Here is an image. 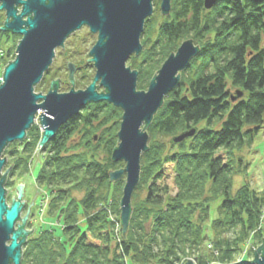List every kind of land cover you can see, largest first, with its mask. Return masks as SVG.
I'll return each instance as SVG.
<instances>
[{
    "label": "trees",
    "instance_id": "trees-1",
    "mask_svg": "<svg viewBox=\"0 0 264 264\" xmlns=\"http://www.w3.org/2000/svg\"><path fill=\"white\" fill-rule=\"evenodd\" d=\"M203 2L172 0L173 13L163 22L155 21L156 14L147 19L142 53L130 59L139 73L138 90H143L181 41L192 39L201 48L191 61L200 66L166 97L148 129L149 149L141 157L126 234L119 218L124 181L110 179L122 168L112 161L118 128L106 125L121 110L92 103L39 149L37 182L49 197L47 216L62 226L59 234L47 226L31 235L21 264H180L195 252L199 264H210L213 257L201 252L207 242L219 252L217 264L236 263L241 245L260 227L264 193L249 185L234 192L233 178L242 171L224 156L251 146L264 127V3L220 0L208 11ZM6 34L0 30V50ZM12 52L8 48L0 57V76L14 59H7ZM237 91L243 97L234 102ZM202 123L205 128L191 140L179 145L163 141ZM102 125L105 129L95 136ZM81 126L82 139L70 144ZM41 139L34 125L24 142L5 148L2 157L14 159L11 176L31 172ZM102 150L105 160L99 159ZM168 168L173 185L166 181ZM76 193L83 194L80 200ZM109 201L114 221L106 210ZM256 233L259 240L261 231Z\"/></svg>",
    "mask_w": 264,
    "mask_h": 264
},
{
    "label": "water",
    "instance_id": "water-1",
    "mask_svg": "<svg viewBox=\"0 0 264 264\" xmlns=\"http://www.w3.org/2000/svg\"><path fill=\"white\" fill-rule=\"evenodd\" d=\"M220 0H204L206 10H211ZM256 4L264 0H252ZM154 0H0V11L6 21L0 28L21 37L16 58L10 62L0 79V264H21L22 246L32 231H27L30 208L22 219L25 207V184L16 189L18 198L7 204L5 189V148L15 142H24L27 132L35 125L41 111L42 139L39 149L53 140L58 130L78 116L88 104L108 103L123 112L118 146L112 153L113 162H123L125 168L110 174L111 182L125 175L126 181L120 201L121 227L126 234L132 215V196L140 181L141 156L148 151L147 128L163 107L164 100L180 83V74L200 53L192 41L183 42L177 53L172 54L153 79L147 92L137 91L138 72L126 67L132 56L142 53L141 35L147 19L154 12ZM21 7V10L18 8ZM161 12L169 15L171 0H161ZM87 27L97 35L96 43L85 62L92 61L96 70L92 83L75 91L73 73L76 65L67 62L69 93H58L60 80L52 81L47 95L35 94L55 58V51L63 48L73 33ZM97 83L104 88L97 92ZM243 97L241 91L232 101ZM41 102V103H39ZM39 103V104H38ZM142 126H145L142 130ZM185 132L173 139L180 144L196 134ZM97 137H95V141ZM13 166V165H12ZM11 166V167H12ZM21 222V224H20ZM18 223V225H17ZM17 228V229H16ZM261 247L254 253L251 264H264ZM260 256V257H259ZM185 264H193L187 261Z\"/></svg>",
    "mask_w": 264,
    "mask_h": 264
},
{
    "label": "rangeland",
    "instance_id": "rangeland-1",
    "mask_svg": "<svg viewBox=\"0 0 264 264\" xmlns=\"http://www.w3.org/2000/svg\"><path fill=\"white\" fill-rule=\"evenodd\" d=\"M156 1L159 2L158 5L156 4ZM171 4H172V0H171ZM153 7H154L153 15L156 14L155 15V17H156L155 21L157 23L163 22V20H165L167 17H169L173 13L172 11H170L169 15H165L161 12V9H160L161 8V0H154ZM171 9H172V6H171ZM19 10H21V8H19ZM211 10H208V11H211ZM3 13L4 12L0 11V14L3 15ZM5 33H7V32H5ZM12 35L13 34H11L9 32H8V34H6V36L3 38V41H2V47H1L2 49L0 50V57H1L2 55L4 56V53H5V51L8 50V48L12 49V51H13L12 53H14V54L7 57V59H9V60L16 58V49H17V46H18L19 41H20V37H13ZM15 36H17V35H15ZM96 39H97V35L91 34L87 27H82L80 30L76 31L70 37H68L65 41L64 47L56 49L55 58L52 62L50 69L47 71V73H49V74H48L47 78L45 79L44 77H46L45 75L47 74V73H45L41 83L35 87V89H34L35 94L47 95L49 90H50L52 81H57L58 79L60 80L59 87L57 89L58 93H61V94L69 93L71 90V84L69 83L70 82L69 79H67L69 77V74H70L69 69L67 67V62L77 66L74 73H73V79L75 82L74 90L75 91L85 90V85L88 83H92V81L95 77V73H96V70L93 66L92 61L85 62V60H87V59H92L90 56H88V54L90 53V50L95 45ZM186 41H192L194 43V41L192 39H185V40L181 41L178 44L179 46H177L174 51L172 50V52L169 54V57L172 54L175 55L177 53L179 47L183 44V42H186ZM263 44H264V38H263ZM194 45H195V43H194ZM195 46L200 47L199 45H195ZM197 57H195V58H197ZM14 59L12 61H14ZM130 59L126 62V67L130 68L132 71L138 72V70L133 69V67L130 65ZM166 60L161 63L160 68L154 73L153 77L151 78V80L148 84V87L144 88L143 90H138V87H137L138 92H147L149 90V86H150L151 82L157 76L159 70L161 69L163 64L166 62ZM199 66H200V61L196 62L194 65L190 63V65L187 68L188 71H186L187 70L186 69L185 70L186 72L183 71L180 74V82L182 79L187 80L188 77H190L192 75V73L194 72V70L197 69V67H199ZM82 77L84 78L83 80L81 79ZM138 77H139V73H138ZM0 79H2V76H0ZM138 80L139 79H137V85H138ZM97 86H98L97 92L101 93L104 90V88H102L99 85V83H97ZM234 92H235V90H232V93H234ZM164 102H165V100H164ZM39 103H41V102H39ZM87 106L85 108H87ZM84 109L81 110V113L83 115H85ZM42 113H43V111L42 112L40 111L37 114L36 120H35V126L38 127L41 134H42V131H41V124H40V115ZM122 116H123L122 111L119 114H117V113L112 114L109 117L110 118L109 122L106 124L108 128H111L113 126L117 127L118 128L117 134L120 130ZM100 123H101V121H100ZM93 125L98 126L99 122L93 123ZM100 127H101L100 130L95 132V134H96L95 136L99 137L101 135V131L103 129H105V128H103L104 127L103 125ZM144 127L145 126H142V130L144 129ZM82 128L83 127L81 126L79 131L76 132V134L72 137L70 144L75 145V144H77L78 141H80L82 139V137L84 135V132H82ZM202 128H205V124H203V123L196 125L195 127L191 126L190 129H187L185 131H181L175 135L168 136V137H166V139H163V141H165L168 144L171 142L173 143V139L175 137H177V136H179L185 132L191 131L193 129H195L197 131L195 134V136H196L198 131ZM215 128H218V127H215ZM148 129L149 128H147L146 132L149 136ZM194 137L189 138L188 140H191ZM188 140H186V141H188ZM118 141L119 140L117 137V144L115 145V147L118 146V143H119ZM97 142H98V138L96 141L94 138L93 143H97ZM149 143H150V137H149L148 144H147L148 149H149ZM175 145H179V144H175ZM115 147L113 148V151H114ZM232 154H233L232 157H229V156H224V157H226L227 161H230V160L233 161V166H234L235 170H241L242 171L241 174H239L233 178V181H234L233 191L236 192L242 186L249 185L253 190H255L259 193L260 192L264 193V127L261 130V132L255 137L254 142L251 146H244L242 149H235V150H233ZM106 157H107L106 153L102 150V152L99 153V159L105 160ZM2 158L6 159V161L8 163L2 171V175H4L6 173V171L10 169L8 171L7 179H6V182L4 185L6 191H9L7 194L8 205L12 204L13 197H15V199L18 198V192H17L16 188L21 183L25 184L24 195H26L22 199L23 203L25 201V207L21 213L22 219H24L27 216L29 207L33 204V206L30 208L29 219H28V223L26 226V230L29 232L33 230L31 235H34V233L39 228L51 226L55 230H57L56 233L59 234V232L61 231L62 225H61V223H59L56 220L50 221L51 219H49V217L47 216L46 212H47L49 197L47 196L45 189L37 182V177H38V173H39V169H40V165H41L40 164V157H39V147H38V153H36V155L33 157V161L30 165L31 172L26 173V174L22 173V176L17 174V173H15L11 176V173L14 170V159L11 158L10 155H9V157H2ZM237 161H241V164L240 165L236 164ZM121 163H122L121 169H124L125 164L123 162H121ZM166 173H167V177H168L166 179V181L168 183H170V185H173L172 182H173L174 174L172 173L171 168H168ZM121 180L124 181L123 185L125 186L126 176L124 175L121 178ZM111 183H115V182H111ZM82 195H83L82 193H80V194L76 193L74 195V197L76 199L80 200L82 198ZM142 195L144 196L145 194L142 192ZM122 196H123V193H122ZM112 201H109L108 206H106V210H108L111 220L114 221L113 220L114 217H112V215L110 214V211H111L110 206L112 205ZM215 206H217V205L216 204L213 205L212 216H211L214 218L217 217V212L214 209ZM120 214H121V210H120ZM120 216H119V218H120ZM20 224H21V222H20ZM129 224H130V222H129ZM117 225L118 224H116V227H117ZM120 225H121V219H120ZM128 228H129V226H128ZM263 228H264V209H263V213H262V217H261L260 227L258 228V230L262 231ZM256 232H253L249 236V238L241 245V247L239 249L240 252H239V254H237L238 257L236 258L235 264H251L249 261L254 260L255 250L257 248H259L261 245V239L258 240L256 238V236H257ZM30 236L26 238V243H27L28 239L30 238ZM25 246L24 245L22 246V251H24L23 247H25ZM201 252L203 253L202 255L204 258L205 257L206 258L213 257V259H214L213 261H215V262L210 263V264H217V259L219 258V252L215 250V248L213 247V245L210 242H207L204 244ZM197 254H198V252H195L194 255H190L189 257L185 258V260L180 262V264H185L187 261H192L193 264H199V257H197Z\"/></svg>",
    "mask_w": 264,
    "mask_h": 264
},
{
    "label": "flooded vegetation",
    "instance_id": "flooded-vegetation-1",
    "mask_svg": "<svg viewBox=\"0 0 264 264\" xmlns=\"http://www.w3.org/2000/svg\"><path fill=\"white\" fill-rule=\"evenodd\" d=\"M19 8H21V7H19ZM19 8H18V10H19ZM0 18H1V20H2V26L4 25V23H5V21H6V14H5V12L3 13V15L2 14H0ZM2 26H0V28L2 27ZM8 33V32H7ZM18 37H20V36H18ZM20 40H21V37H20ZM261 245H260V247L261 248H263L262 249V253L264 252V228L262 229V231H261Z\"/></svg>",
    "mask_w": 264,
    "mask_h": 264
},
{
    "label": "bare ground",
    "instance_id": "bare-ground-1",
    "mask_svg": "<svg viewBox=\"0 0 264 264\" xmlns=\"http://www.w3.org/2000/svg\"><path fill=\"white\" fill-rule=\"evenodd\" d=\"M8 204V203H7ZM47 213V212H46ZM17 225H18V223H17Z\"/></svg>",
    "mask_w": 264,
    "mask_h": 264
}]
</instances>
